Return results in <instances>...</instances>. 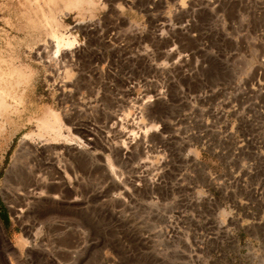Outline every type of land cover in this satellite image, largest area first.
I'll list each match as a JSON object with an SVG mask.
<instances>
[{"label": "rangeland", "instance_id": "374dc122", "mask_svg": "<svg viewBox=\"0 0 264 264\" xmlns=\"http://www.w3.org/2000/svg\"><path fill=\"white\" fill-rule=\"evenodd\" d=\"M185 1H59V48L45 0H0V54L29 72L0 131V264H264V0ZM49 109L67 137L43 144ZM36 148L67 179L52 200L22 178Z\"/></svg>", "mask_w": 264, "mask_h": 264}, {"label": "bare ground", "instance_id": "6f19581e", "mask_svg": "<svg viewBox=\"0 0 264 264\" xmlns=\"http://www.w3.org/2000/svg\"><path fill=\"white\" fill-rule=\"evenodd\" d=\"M59 1L64 2L65 5L68 7L81 6L85 2V0H45V4H46L45 6H47L48 9L46 10L41 8L40 12L42 13V18H34L33 16L31 17V21L37 25L50 26L51 34L53 38H55L53 40H56L57 46L61 48L63 44H73L74 41L70 40V36L66 35L65 33H60L58 31V28L61 25V22L56 14ZM182 1L184 6V3L186 1L185 0ZM35 14L36 16L39 15L38 12H36ZM28 77H29V72H26V70L23 69L21 66L14 64L13 61H9L2 54H0V131H3V129H7L6 127L9 121V116L14 111V106L12 105L11 101H16L17 99L16 97L18 96L17 87L23 84L24 81L28 79ZM72 85L73 84L69 80H64V82L62 83V86L64 87L65 90H70V91L73 90ZM93 101H96V99H90L89 103L92 104ZM63 125L64 124L62 117L56 111L49 109L47 114L39 119L38 131L33 132L32 134H28V136L30 138L38 137L43 141V144H48L51 141L59 140V139L61 141V138L67 137L64 134ZM154 126H156L155 123L152 126H148V128ZM147 130L145 128V131ZM83 132L85 133V135H89V136L93 134V131L91 132L90 129H84ZM92 140L94 139L92 138ZM24 143H29L28 137L24 138ZM22 148H23L22 149L23 154L26 151H28L27 149L25 150L26 148L25 145H23ZM66 148L68 152L75 154L76 150L74 148L71 149V147L69 146ZM32 152L33 154L31 153V155L32 158L34 159V164L30 167V171L26 170V172L23 173L24 175L22 176V178H25L26 180L27 179L30 180L32 185L34 186L33 189L35 190L39 189L41 191L40 192L39 190H37L39 191L40 196H45L47 199L52 200L56 198L55 196H53L52 193L56 192L59 189L64 190L65 188H69L68 183L66 181L67 179L65 180L62 174L57 175V173H59L58 172L59 170L58 171L56 170V165H57L56 161L58 160V158H54L53 156H51L48 159L41 157L42 152L40 153L39 148H36ZM22 153L18 155L22 156L23 155ZM16 163L17 162L14 161L13 165H15ZM38 168H40L39 170H41L43 173L42 172L38 173L39 171L37 170ZM148 185L152 189L156 187L154 185V182L153 184H148ZM34 197H39V196L34 195Z\"/></svg>", "mask_w": 264, "mask_h": 264}]
</instances>
